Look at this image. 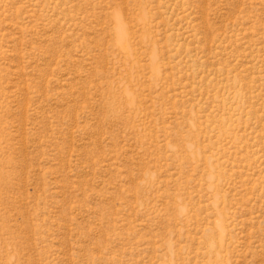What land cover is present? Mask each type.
<instances>
[{"label":"rangeland","instance_id":"rangeland-1","mask_svg":"<svg viewBox=\"0 0 264 264\" xmlns=\"http://www.w3.org/2000/svg\"><path fill=\"white\" fill-rule=\"evenodd\" d=\"M0 264H264V0H0Z\"/></svg>","mask_w":264,"mask_h":264}]
</instances>
